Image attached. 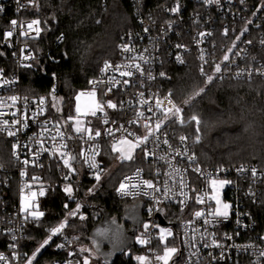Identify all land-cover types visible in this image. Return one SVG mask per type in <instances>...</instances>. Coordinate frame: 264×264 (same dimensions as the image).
Wrapping results in <instances>:
<instances>
[{
  "label": "built area",
  "instance_id": "built-area-1",
  "mask_svg": "<svg viewBox=\"0 0 264 264\" xmlns=\"http://www.w3.org/2000/svg\"><path fill=\"white\" fill-rule=\"evenodd\" d=\"M128 1L133 8L136 27L122 33L117 57L105 59L97 75L90 77L83 89H92L89 81L103 80L105 83L98 87H112V91L107 92L104 99L116 103L117 108L105 107L106 115L98 113V118H87L86 128L93 129V136L96 129L101 131V137L88 139L87 132L82 136L75 132L73 122L59 120L51 114L45 97L31 98L24 92L23 69L34 59L31 42L37 40L41 33L40 24L33 25V30L27 28L28 23L36 20L26 16L32 11L36 0H0V16L8 11L12 14L3 38L4 45L11 53V62L0 68V126L7 120L11 130L20 129L14 137L0 132V255L6 258L0 260V264H26L25 255L32 256L25 246L27 220L31 216L21 210L22 197L30 198L35 192L40 203L49 196L53 188L71 183L75 176L79 177L81 167L94 179L95 173L102 169V177L106 172L103 161L105 141L114 142L122 137L134 140L135 137L129 136V132L142 137L147 134L144 127L146 123L155 129L156 118L163 119L164 110L172 107L165 99L171 92L164 88V77L159 75L160 72L165 73L168 64H194L204 80L206 75L201 73L202 66L204 73L213 75V80L264 79V75H261L264 72V0L258 4L247 0H213L211 3L206 0ZM177 6L179 10L172 12L171 9ZM12 20L17 21L15 26L12 25ZM37 27L40 29L39 35L34 31ZM244 29L247 31H243ZM225 30L228 35H224ZM8 31L12 32L11 37L5 36ZM242 31L243 35H240ZM25 32L28 34L24 35ZM238 35L239 40L236 39ZM125 44L133 51H123L121 46ZM229 48L232 49L230 53ZM225 54L230 57L228 62L223 61ZM141 56L143 59L139 58ZM106 61L113 67L102 72ZM217 63L222 67L220 73L214 71ZM137 64L145 69L143 75L136 71ZM117 65L121 66L119 71L115 70ZM125 65L129 67H124ZM122 71H132L133 75L121 76ZM149 72L154 79L148 78ZM124 80L129 83L124 84ZM110 81L113 83L110 84ZM12 96L18 99L13 102L9 99ZM41 98L45 101L42 105L38 103ZM170 99L179 106L172 93ZM157 100L162 102L160 108L156 107ZM149 108H152L151 112L148 111ZM139 113H143V116ZM148 117H152V120H147ZM105 119L109 122L104 123ZM184 119V124L173 123L171 120L163 124L161 130L155 134L159 141L156 142L154 137H150L147 144V148L154 155L144 158V165L122 177L121 181L126 176L133 177L129 183L139 185L132 189L137 195L121 196L116 191L117 196L126 201V204H144L145 220L138 229L139 232L137 230V240L135 238V245L140 252L135 259L137 256H145L149 264H159L155 256L163 254L164 245L159 243V227H164L171 229L174 234L167 238V243L178 249L174 259L179 264H264V256L261 255L264 252V229L258 220V208L264 207V165L243 162L203 166L195 148L200 142H196L195 138L197 135L200 137L201 132H196L197 125L190 117L184 116ZM13 120H22L28 126L13 125ZM45 121L49 122L46 125L48 131H44ZM88 121H91L90 125ZM191 124L194 128L190 131L188 127ZM107 129H112V135L107 134ZM60 132L64 134L63 139L58 135ZM52 136L56 139H51ZM181 136H187L188 139L181 142ZM165 139L168 144L164 143ZM13 143L20 145L17 149L19 159L13 155ZM61 152L65 153V158L73 154L77 157L75 162L69 160L71 168L64 166ZM178 152L186 154L177 155ZM193 154L195 160L189 161L187 157ZM24 160L29 163L25 165ZM93 161L98 168L90 167ZM196 167L201 172L194 171ZM241 167L247 171H238ZM138 168L141 171L137 176ZM177 168L179 172L175 171ZM252 168L257 170L256 176L251 174ZM22 172L25 175H21ZM56 172H59V179L52 180ZM33 177L38 179L34 180ZM181 177L185 185L182 192L179 184ZM221 177L232 181L223 190L224 199L231 204L230 215L227 219L221 218L220 222L205 224V217L197 218L194 214L200 210L207 212L209 204L214 206L208 199L211 195L210 181ZM145 179L153 181L160 190L154 191L145 187L142 183ZM166 187L171 188L167 194ZM41 190L44 191L43 196L39 195ZM198 195L204 196V204L195 202ZM181 200L184 201L183 204L180 203ZM144 224L149 225L147 231ZM53 238L58 240V245H64L63 248L58 247L59 249L80 254L72 248L64 230L63 234ZM139 238L149 242L142 244ZM213 241L220 247H216ZM77 261H80L78 256L69 255L47 264H77Z\"/></svg>",
  "mask_w": 264,
  "mask_h": 264
},
{
  "label": "trees",
  "instance_id": "trees-1",
  "mask_svg": "<svg viewBox=\"0 0 264 264\" xmlns=\"http://www.w3.org/2000/svg\"><path fill=\"white\" fill-rule=\"evenodd\" d=\"M247 1L258 4L263 0ZM11 16L9 11L0 16V68L11 62V53L3 43ZM26 16L40 21L41 33L31 42L34 59L23 69L24 92L31 98L45 97L50 113L59 120H67L75 113V94L86 88L89 78L97 75L105 59L117 57L122 33L136 27L132 5L128 0H36ZM262 57L264 60V49ZM165 73L164 88L183 108L184 116L196 115L201 120L200 142L195 148L203 166L243 162L264 165V79H222L206 83L194 64L170 63ZM202 87L203 93L190 104H183ZM188 128L191 131L193 124ZM112 144L109 140L104 143L106 172L94 193L86 194L97 181L81 167L80 176L70 181L74 190L72 199L60 185L40 201L39 209L44 216L39 221L27 220L25 246L29 255L46 239L48 229L66 219L68 225L64 232L75 250L76 246L91 243V231L104 218L122 222L126 201L117 196L116 189L125 174L144 164V157L138 150L134 162H117ZM113 165L115 168L111 170ZM59 172L52 180L59 179ZM77 203L81 204L78 215L86 218L83 221L78 216L68 217ZM258 209V220L264 229V207ZM127 251L112 262L97 256L98 264H138L135 256L140 250L137 246ZM69 253L59 249L58 240L53 238L34 263L47 264L66 258ZM75 254L82 262V257Z\"/></svg>",
  "mask_w": 264,
  "mask_h": 264
},
{
  "label": "snow or ice",
  "instance_id": "snow-or-ice-1",
  "mask_svg": "<svg viewBox=\"0 0 264 264\" xmlns=\"http://www.w3.org/2000/svg\"><path fill=\"white\" fill-rule=\"evenodd\" d=\"M206 2L208 3H211L213 2V0H206ZM179 10V6L177 7H174L171 9L172 12H177ZM12 25H16L17 24V21L16 20H12L11 21ZM249 23H251V21H249ZM40 24V21L39 20H33L31 21L30 23L27 24V28L29 30H33V25H39ZM21 27H23V25H21ZM34 31L36 32L37 35H39V32H40V29L37 27L34 29ZM145 31H147V29H145ZM243 31H247V29H244ZM243 31L240 33V35H243ZM24 35H27L28 33L25 32L23 33ZM201 35H203V33H201ZM224 35H228V31L225 30L224 32ZM5 36L6 37H11L12 36V32L11 31H8L5 33ZM237 40L240 39V36L238 35L236 37ZM250 43V41H249ZM264 43V42H262ZM122 50L125 51V52H131L133 51V49L125 44V45H122ZM177 47H182L181 45H177ZM233 47H235V44H233ZM232 51L231 48L228 49V52L230 53ZM136 57H132V59H135ZM140 59H143V57H139ZM25 59H28V57H25ZM178 60H180L181 63H183V61L180 59V57H177ZM201 59H203V57H201ZM230 60V57L228 54H225L223 56V61L224 62H228ZM113 66L111 64H109L107 61L105 62L104 64V67L101 69L102 72H106L108 71L110 68H112ZM121 66L117 65L115 66V70L116 71H119ZM124 67H129L128 65H125ZM135 68H136V71L137 72H140L142 75L145 73V69H143L139 64L135 65ZM214 71L216 73H220L222 71V67H221V64L217 63L215 64L214 66ZM201 73L206 75V83H211L214 79L213 75H208L206 73H204V69H203V66L201 67ZM242 73H237V75H241ZM120 75L121 76H126V77H131L133 75V72L132 71H122L120 72ZM159 75L161 77H165L166 76V73L164 72H160ZM249 75H251V73H249ZM261 75H264V72L261 73ZM148 78L149 79H154V77L151 76L150 72L148 73ZM114 80V78H113ZM5 83H9L8 81H5ZM105 82L103 80H99V81H89V84L92 85V89L90 91H81L79 93H77V95L75 96V108H74V111H75V115H69L67 120L68 121H74L75 122V132L78 133V134H81V136L87 132L88 134V139H94L95 137H101V131L99 129H96L95 130V134L93 136V129L91 127H83V120H82V117H85V116H92V117H97V114L98 113H105V107L108 108V109H116L117 108V104L114 103L113 101L111 100H105L104 97L105 95L107 94V92H111L112 91V87L110 86H106L105 88H99L98 86L101 85V84H104ZM110 84L113 83V81H110L109 82ZM118 83V82H117ZM124 84H128L129 81L128 80H124L123 81ZM205 91V89L202 87L200 88L198 91H196L192 96L188 97V99L184 100L183 101V104L185 105H188L192 102V100L195 99L196 96H199L201 93H203ZM99 92V99L97 98V93ZM141 95H143V93H141ZM171 97V93H169V96L166 97L165 99L168 100V103L172 105L171 108H168L166 110H164L163 112V119L157 117L156 118V122H155V129H153L149 124H145L144 127L147 129V134L143 135L142 137L139 136V135H135V133H131L129 132L128 135L129 136H134V140L133 139H128L127 137H122L118 143L121 144V145H126L127 147L126 148H123V147H117L116 146V143H113L112 144V151L113 152H118L120 153L119 155V159L121 160V162H134L135 160V156H134V153H136L137 150H139L140 152L143 153V157L144 158H148L150 155H154V153H151L149 151V149L147 148V144L149 143V138L150 137H154L155 141L158 142L159 141V137L156 136L155 134L157 132H159L162 128V125L167 123L168 121H172L173 123L175 122H179L180 124H184L185 123V119H184V116H183V108L174 104L172 102V100L170 99ZM82 98H86L85 100V103L82 105L81 104V99ZM9 99H11L13 102H15L18 98L16 96H12L10 97ZM44 99L41 98L38 103L39 104H44ZM161 101L157 100L156 102V107L157 108H160L161 107ZM52 107L55 108L56 107V104L53 103L52 104ZM59 111V109H57ZM149 112L152 111V108H149L148 109ZM41 112H43V109H41ZM169 113H171V116H169ZM106 115V113H105ZM140 116H143V113H139ZM147 120L151 121L152 120V117H148L146 118ZM190 120L195 122V124L197 125L196 127V132L199 133L200 131V128H199V125L201 123L200 119L198 116L196 115H192L190 117ZM109 121L107 119L104 120V123H108ZM47 123H49L48 121H45V128H44V131H48L46 125ZM67 123V121H66ZM89 125L91 124V121H88ZM114 123V121H113ZM131 123V121H130ZM8 124L9 122L7 120H5L3 122V126H0V132H6L7 133V136L8 137H14L17 135V132L20 131L19 128L16 129V131H13L11 130L9 127H8ZM12 124L13 125H17V124H22L23 127H27L28 125L22 121V120H13L12 121ZM55 127H58V125H54ZM121 129H123V126H121ZM120 130V129H118ZM124 131H127L126 129H124ZM107 134L108 135H112V129H107ZM58 135L61 137V139H63V136L64 134L62 132L58 133ZM51 139L55 140L56 137L55 136H52ZM180 141L183 142V141H186L188 139L187 136H181L180 138ZM196 142H199L200 140V137L199 135L196 136ZM40 143H43L42 141H40ZM164 143L165 144H168V140L165 139L164 140ZM20 147V145L18 143H13L12 144V150H13V155L14 156H17V159H19L18 155H17V149ZM62 147H66V145H62ZM43 151H47V149H43ZM82 154V153H81ZM186 153H177V155H185ZM60 157L61 159H63V163H64V166L65 167H69L71 168L72 166L70 165L69 163V160H74V159H77L76 156H68L67 158H65V153L61 152L60 153ZM189 161H194L195 160V155H191V156H188L187 157ZM85 162H87V158H85ZM23 163L25 165H27L29 163L28 160H24ZM90 167L91 168H98V165L95 161H93L91 164H90ZM73 171L75 169H72ZM102 169L98 170L96 173H95V180L97 181V183H99L101 181V175H100V171ZM223 170V169H221ZM141 169H137V176L139 175ZM175 171L179 172V169H175ZM194 171L196 172H201L200 168L199 167H196L194 169ZM238 171L240 172H244V171H247L245 168L241 167L240 169H238ZM251 174L253 176H256L257 174V170L255 168H252L251 170ZM21 175H25V173H21ZM33 179H38L36 177H33ZM65 179H67V176L65 177ZM133 180V177H128L126 176L124 178V181H121L119 183V187L116 189V191L121 195V196H136L137 193L135 191H132V189H136L139 187L138 184H135V183H129L130 181ZM143 185L147 188H151L153 189L154 191H159L160 189L156 188L155 184L153 183V181L151 180H143L142 181ZM211 195L208 196V199L210 201H212L214 203V206L213 204H209V207H208V210L207 212H205V210H200V211H196L195 212V217L197 218H200V217H205L204 219V223L205 224H209V223H213V222H220V219L223 218V219H227L230 215V212H229V209L231 208V205L229 203H226L224 202L222 199H221V192L223 190V188L226 186V185H229L232 183V181L230 180H227V179H211ZM179 184H180V189H181V192L183 190V188L185 187L184 185V182H183V177L180 178V181H179ZM95 187V186H94ZM94 189H89V192H93ZM171 191V188L169 187H166L165 188V193L167 194L168 192ZM194 191V190H193ZM64 192L67 194L68 198L69 199H72L73 198V189L72 187L69 185V186H66L64 188ZM32 199H35L36 197V193L33 192L32 194ZM39 195L43 196L44 195V191L41 190ZM145 195H147V193H145ZM254 195V194H253ZM25 200L26 198L25 197H22L21 198V204H22V208L21 210L22 211H25V212H28V209L31 208V207H34L32 204L28 203V204H25ZM196 203L198 204H204L205 203V199H204V196L202 195H198L196 197ZM181 204L184 203L183 200L180 201ZM65 208H68V205L65 204L64 205ZM80 208H81V204L77 203L76 204V208L74 210H70L68 212V216L69 217H77L79 218V220L83 221L85 220V216L83 215H78L80 213ZM28 216H31V218L35 221H39L41 219V217L44 216V213L41 212V211H31V212H28ZM28 216L25 217V219L27 220ZM207 217H212L213 219L212 220H209ZM114 223V221H113ZM191 223V221L189 222ZM68 225V220L66 219L65 221L61 222L59 224V226L57 227H51L49 230H48V234H47V237L46 239H44V241L39 244V246L36 248V250L33 252L32 256L31 257H28L27 255H25L24 259L26 261V264H33V261L35 260L37 254L40 253V251L47 245L50 244V242L53 241V237H56L58 235H61L63 234V230L66 228V226ZM154 227H159L158 225H153ZM149 228V225L148 224H144V229L147 231V229ZM159 243L160 244H163L164 247H163V254L160 255V254H157L155 256V260L157 262H159V264H169V262L171 261L172 264H179L178 260L177 259H174V257L177 256V253H178V249L174 246H169V244L167 243V238L168 237H171L173 236V232L171 229H168V228H164V227H159ZM98 235L99 236H103V237H107L108 235V230H99L98 231ZM119 236H120V233L117 232L115 233V238L117 241H119ZM13 239H15V237H13ZM230 239V237H229ZM264 239V238H262ZM139 242L140 243H148L149 241L143 239V238H139ZM95 243V242H94ZM214 244H216V247H220V245L218 243H216L215 241H213ZM207 247V245H205ZM13 247H15V245H13ZM58 247H61L63 248L64 245L61 244V245H58ZM97 251H99V249L97 248ZM80 252H89V249H86V248H81L80 249ZM69 255H72V256H75L76 254L75 253H69ZM262 256H264V252L261 253ZM6 259L3 255H0V260H4ZM136 260L139 262V264H146V261H147V257L145 256H137L136 257ZM77 264H90V259L89 257H85L82 262L80 261H77Z\"/></svg>",
  "mask_w": 264,
  "mask_h": 264
},
{
  "label": "water",
  "instance_id": "water-1",
  "mask_svg": "<svg viewBox=\"0 0 264 264\" xmlns=\"http://www.w3.org/2000/svg\"><path fill=\"white\" fill-rule=\"evenodd\" d=\"M143 206L142 202L126 204L121 214L122 222L106 217L93 228L89 238L94 252L104 257L106 261L112 262L116 256L126 252L131 246L135 245L136 232L145 220ZM127 224L130 225L129 228H127ZM105 229L108 230L107 237L99 236L98 231ZM117 232L120 233L119 241L115 238V233ZM97 248L99 251H97Z\"/></svg>",
  "mask_w": 264,
  "mask_h": 264
},
{
  "label": "rangeland",
  "instance_id": "rangeland-1",
  "mask_svg": "<svg viewBox=\"0 0 264 264\" xmlns=\"http://www.w3.org/2000/svg\"><path fill=\"white\" fill-rule=\"evenodd\" d=\"M81 91H83V90H81ZM81 91H79V92H81ZM78 92V93H79ZM77 94H75V96H76ZM97 98L99 99V94L97 93ZM85 100H86V98H82L81 99V104L83 105L84 103H85ZM74 102L76 103V101H75V98H74ZM74 115H75V113H74ZM88 117H90V116H85V117H82V120H83V127H85L86 128V126H87V118ZM68 121V120H67ZM68 122H73V127H74V129H75V122L74 121H68ZM120 140V139H119ZM119 140H116V141H114L113 143H116V146L119 148V147H123V148H126L127 146L126 145H121V144H119L118 143V141ZM139 151L137 150L136 151V153H134V156L136 157L137 156V153H138ZM115 154H117V156L119 157V155H120V153H118V152H114ZM140 154H142L141 152H140ZM139 157H141V156H139ZM142 158V157H141ZM119 161H121L119 158H118V160H117V162H119ZM116 162V163H117ZM115 163V164H116ZM114 164V165H115ZM112 166L111 167V170H113L114 168H115V166ZM142 165H144V164H142ZM213 179H226V178H223V177H221V178H213ZM211 182V181H210ZM71 186L72 187V189H73V186H72V183H65V184H63V189L66 187V186ZM95 186V187H94ZM98 187H99V183H96L95 185H93L92 187H90V189H94L93 190V192H91V193H94L97 189H98ZM210 187H211V183H210ZM225 188V187H224ZM224 188H223V190H224ZM223 190H222V192H221V199L224 201V202H226V203H229L230 204V202L229 201H227V200H225L224 199V197H223ZM73 192H74V190H73ZM89 191L86 193L87 195H89V194H91ZM26 198V200H25V204H28V203H30V204H32L34 207H31V208H29L28 209V212H31V211H40V209H39V201L37 200V198L35 197V199H32V197H30V198H27V197H25ZM231 205V204H230ZM231 209V208H230ZM230 209H229V212H230ZM80 210H81V208H80ZM28 212H27V214H28ZM69 217V216H68ZM69 218H74V217H69ZM138 232H139V230H138ZM136 240H137V238H136ZM48 246V245H47ZM47 246H45V247H47ZM44 247V248H45ZM175 247V246H174ZM43 248V249H44ZM77 250L76 251H78L80 254V256L82 257V260L87 256V257H89V259H90V264H98V260H97V254L94 252V250H93V248H92V244L91 243H88V244H82V245H80L79 247H75ZM81 248H86V249H89V252H80V249ZM127 253H129V251H127ZM38 255V254H37ZM37 257V256H36ZM146 264H149L148 262H146Z\"/></svg>",
  "mask_w": 264,
  "mask_h": 264
},
{
  "label": "flooded vegetation",
  "instance_id": "flooded-vegetation-1",
  "mask_svg": "<svg viewBox=\"0 0 264 264\" xmlns=\"http://www.w3.org/2000/svg\"><path fill=\"white\" fill-rule=\"evenodd\" d=\"M126 226H127V228H129V227H130V225H129V224H127ZM136 235H137V232H136ZM136 235H135V238H136Z\"/></svg>",
  "mask_w": 264,
  "mask_h": 264
},
{
  "label": "crops",
  "instance_id": "crops-1",
  "mask_svg": "<svg viewBox=\"0 0 264 264\" xmlns=\"http://www.w3.org/2000/svg\"><path fill=\"white\" fill-rule=\"evenodd\" d=\"M99 256V255H98Z\"/></svg>",
  "mask_w": 264,
  "mask_h": 264
}]
</instances>
